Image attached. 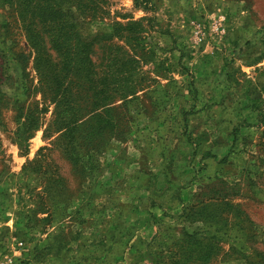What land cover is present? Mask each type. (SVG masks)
<instances>
[{"label": "rangeland", "instance_id": "374dc122", "mask_svg": "<svg viewBox=\"0 0 264 264\" xmlns=\"http://www.w3.org/2000/svg\"><path fill=\"white\" fill-rule=\"evenodd\" d=\"M0 264H264V0H0Z\"/></svg>", "mask_w": 264, "mask_h": 264}]
</instances>
